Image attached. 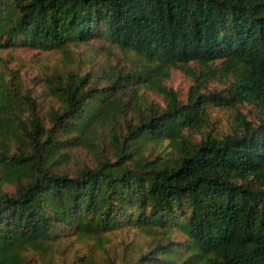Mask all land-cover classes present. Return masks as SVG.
Returning <instances> with one entry per match:
<instances>
[{
	"label": "trees",
	"instance_id": "16d2710c",
	"mask_svg": "<svg viewBox=\"0 0 264 264\" xmlns=\"http://www.w3.org/2000/svg\"><path fill=\"white\" fill-rule=\"evenodd\" d=\"M96 37L138 65L58 71L36 98L0 55V264H264V0H0V48ZM219 59L222 89L192 85L182 101L163 82L173 66ZM239 103L258 120L240 113L229 132L192 135L209 105ZM78 147L89 156L71 167ZM130 227L178 228L186 243L121 258L76 246Z\"/></svg>",
	"mask_w": 264,
	"mask_h": 264
},
{
	"label": "rangeland",
	"instance_id": "374dc122",
	"mask_svg": "<svg viewBox=\"0 0 264 264\" xmlns=\"http://www.w3.org/2000/svg\"><path fill=\"white\" fill-rule=\"evenodd\" d=\"M0 55L5 59L9 70H18L33 96L41 95L44 89V76L51 75L58 71H65L68 68H75L85 71L87 69L102 74L104 69L128 70L138 65L139 57L134 51H125L118 45L109 42L105 38H92L88 42L72 43L67 49L54 48L50 50L33 49L26 46H13L0 48ZM211 68H208L196 61L185 65L173 66L170 75L164 77L163 82L177 91L182 101H187L192 85H199L202 91L206 89H222L227 85V76L221 75V60H216ZM143 65L140 62L139 66ZM6 66V67H7ZM218 67V68H217ZM140 91L145 98L156 104L165 105V96L157 88L147 85H140ZM42 96V95H41ZM43 106L47 107L52 100L50 96L44 98ZM210 117V124L200 130L192 131L196 139L202 137L203 129H212L217 134H223L233 130L239 124L243 113L249 120L257 121L258 108L251 103H239L234 106L220 107L211 104L207 107ZM168 141H165L167 145ZM148 148L158 152L159 144L150 142ZM76 156L71 159L70 166H76V161L87 158L88 152L85 148L78 147ZM107 240L103 246H99L93 239L79 241L76 246L80 251H86L94 246L95 255L102 257L105 254L118 256L123 253L133 255L140 251L153 248L158 242L172 241L173 245L186 243V235L180 229L165 231L163 228H156L155 232H147L137 227L114 229L105 234ZM67 246L69 255H73L74 248ZM59 254V253H58ZM173 264H189L184 256L174 258Z\"/></svg>",
	"mask_w": 264,
	"mask_h": 264
}]
</instances>
